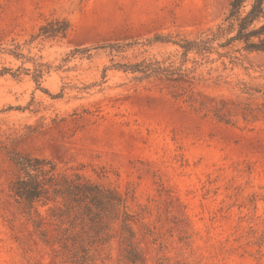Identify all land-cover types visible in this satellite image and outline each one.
<instances>
[{"label":"rangeland","instance_id":"1","mask_svg":"<svg viewBox=\"0 0 264 264\" xmlns=\"http://www.w3.org/2000/svg\"><path fill=\"white\" fill-rule=\"evenodd\" d=\"M230 0H86L71 15L65 40L31 47L52 71L37 88L24 73L0 75V264H63L36 235L9 198L15 175L8 150L45 157L60 167H78L88 177L133 193V211L160 234L135 225L144 264H264L251 255L253 231L264 229V118L251 125H225L192 110V93L230 97L224 83L102 71L108 52L88 60L76 49L120 43L116 62L156 59L180 63L173 43H151L154 34L194 37L216 26ZM70 0H0V43L32 31L51 14H67ZM21 61L0 53V70H17ZM59 66H62L58 69ZM190 66V65H189ZM31 68V64H26ZM208 66L200 68L205 73ZM228 80L254 79L264 85V53L242 57ZM67 83L87 92L67 90ZM231 87V86H230ZM7 150H6V149ZM94 264L124 261L113 240Z\"/></svg>","mask_w":264,"mask_h":264},{"label":"trees","instance_id":"2","mask_svg":"<svg viewBox=\"0 0 264 264\" xmlns=\"http://www.w3.org/2000/svg\"><path fill=\"white\" fill-rule=\"evenodd\" d=\"M85 1L70 0L67 14H51L32 31L0 43V53L21 61L17 70L4 68L0 75L10 74L17 78L24 73L32 78L38 89L48 93L42 87V80L52 71V66L41 58L33 59L27 52L35 44L67 39L72 27L71 15L78 12ZM148 41L177 45L181 50L179 65L167 66L156 59L116 62L113 57L120 52V43L76 49L72 54L81 52L90 60L99 52H108L112 59L102 71L104 83L107 73L113 70L133 74L139 81L162 76L224 83L228 85L230 97L192 93L185 102L194 112L211 116L225 125H236L238 120L251 125L264 118V85L254 79L232 82L226 75L228 70L242 66L244 55L264 53V0H230L220 23L194 37L156 33ZM26 64L32 67L26 68ZM203 66L209 67L205 73L200 72ZM95 86L97 83L83 87L65 83L59 94L51 96L62 97L70 89L87 92ZM8 156L15 170L8 196L61 263L94 264L111 248L113 240H117L124 261L145 263L134 226L143 224L142 220L149 212L147 209L133 211V193L123 195L117 189L88 177L82 171L84 165L63 168L49 158L23 155L15 149L8 150ZM141 227L146 234L155 236V241L161 238L150 224ZM248 245L257 248L251 256L260 261L264 257V229L253 231Z\"/></svg>","mask_w":264,"mask_h":264}]
</instances>
